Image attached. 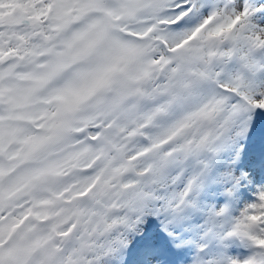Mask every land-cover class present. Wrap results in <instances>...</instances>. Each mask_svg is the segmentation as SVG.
<instances>
[{
  "label": "snow or ice",
  "instance_id": "1",
  "mask_svg": "<svg viewBox=\"0 0 264 264\" xmlns=\"http://www.w3.org/2000/svg\"><path fill=\"white\" fill-rule=\"evenodd\" d=\"M0 264H264V0H0Z\"/></svg>",
  "mask_w": 264,
  "mask_h": 264
}]
</instances>
